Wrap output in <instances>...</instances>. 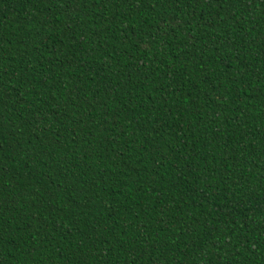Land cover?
I'll return each mask as SVG.
<instances>
[{
    "label": "trees",
    "instance_id": "1",
    "mask_svg": "<svg viewBox=\"0 0 264 264\" xmlns=\"http://www.w3.org/2000/svg\"><path fill=\"white\" fill-rule=\"evenodd\" d=\"M0 264H264V0H0Z\"/></svg>",
    "mask_w": 264,
    "mask_h": 264
}]
</instances>
